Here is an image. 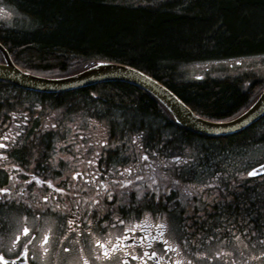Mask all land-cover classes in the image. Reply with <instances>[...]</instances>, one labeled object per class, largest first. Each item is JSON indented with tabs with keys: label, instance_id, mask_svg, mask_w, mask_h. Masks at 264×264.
<instances>
[{
	"label": "flooded vegetation",
	"instance_id": "flooded-vegetation-1",
	"mask_svg": "<svg viewBox=\"0 0 264 264\" xmlns=\"http://www.w3.org/2000/svg\"><path fill=\"white\" fill-rule=\"evenodd\" d=\"M3 83L0 264H249L227 250L204 251L213 236L186 215V162L167 144L160 153L159 138L146 146L121 111L116 119L102 112L101 99L91 109L94 89L46 93ZM137 147L152 152L124 150ZM208 165L195 175L205 188L219 180Z\"/></svg>",
	"mask_w": 264,
	"mask_h": 264
},
{
	"label": "trees",
	"instance_id": "trees-1",
	"mask_svg": "<svg viewBox=\"0 0 264 264\" xmlns=\"http://www.w3.org/2000/svg\"><path fill=\"white\" fill-rule=\"evenodd\" d=\"M5 1L33 23L26 29L0 26V42L28 72L63 76L99 60L124 63L155 77L197 114L214 120L243 112L264 86V79L257 81L255 91L243 86L257 75L253 72L195 80L176 75L177 64L264 54V0ZM2 57L0 52V61ZM81 89L98 94L91 107L102 100V112H113V119L114 111H121L127 124L137 126L148 139L146 146L158 143L151 138L169 144L171 157L189 162L188 176L190 170L200 169L201 161L222 173L217 185L204 191V198H188L193 225L209 228L211 220L218 219L225 235L231 230V235L252 236L264 229V175L247 178L245 167L239 165L248 147L264 144V115L240 132L212 136L179 125L161 102L134 84L110 81Z\"/></svg>",
	"mask_w": 264,
	"mask_h": 264
},
{
	"label": "water",
	"instance_id": "water-1",
	"mask_svg": "<svg viewBox=\"0 0 264 264\" xmlns=\"http://www.w3.org/2000/svg\"><path fill=\"white\" fill-rule=\"evenodd\" d=\"M0 52L4 58V61L0 62V80H8L24 88L45 92L80 88L104 81H127L154 95L171 112L178 124L206 135H229L240 132L264 115V88L258 98L235 118L212 120L196 114L171 89L151 75L124 63L102 60L75 74L46 77L17 66L1 42ZM252 169L256 171V174L252 176L264 175V162L257 164L249 171Z\"/></svg>",
	"mask_w": 264,
	"mask_h": 264
},
{
	"label": "rangeland",
	"instance_id": "rangeland-1",
	"mask_svg": "<svg viewBox=\"0 0 264 264\" xmlns=\"http://www.w3.org/2000/svg\"><path fill=\"white\" fill-rule=\"evenodd\" d=\"M124 1L138 2L140 0ZM32 25V20L28 16L22 14L13 5L5 2L4 0H0V26L26 29V27L30 28ZM245 72H253L257 74L254 75L255 77L253 76L251 81H243V86L246 89L250 88L252 91H255L257 81L259 79H264V54L241 56L229 59L205 60L177 64L176 66V75L182 80L203 79L208 76L240 77ZM93 108L94 107H91V109ZM161 145L164 148H162L159 152L163 153L166 150V144L164 143ZM167 145L169 146V144ZM142 151L143 148L140 147L138 158H140ZM242 155L243 157L240 158L239 165L244 166L245 170H247L259 161L264 160V144L250 146L243 152ZM233 162H235V160H233ZM206 167L207 164L200 165V168ZM184 170L186 169L184 168ZM187 208H189V206H187ZM249 234V232L247 235L236 234L233 235L232 239L220 238L219 236L213 237V240L203 243L204 251L208 255H212L216 251L223 249L230 251L237 261L249 258V264H264V229L255 234L252 233V236Z\"/></svg>",
	"mask_w": 264,
	"mask_h": 264
},
{
	"label": "snow or ice",
	"instance_id": "snow-or-ice-1",
	"mask_svg": "<svg viewBox=\"0 0 264 264\" xmlns=\"http://www.w3.org/2000/svg\"><path fill=\"white\" fill-rule=\"evenodd\" d=\"M0 147H5V145H0ZM249 176H252V175H255L256 174V171L255 169H252V171H249L247 173ZM7 189H0V192H6ZM57 191H61L60 189H57ZM120 223H123V221L121 220ZM27 229H24V232L27 233ZM133 259H135V257H133Z\"/></svg>",
	"mask_w": 264,
	"mask_h": 264
},
{
	"label": "bare ground",
	"instance_id": "bare-ground-1",
	"mask_svg": "<svg viewBox=\"0 0 264 264\" xmlns=\"http://www.w3.org/2000/svg\"><path fill=\"white\" fill-rule=\"evenodd\" d=\"M26 26H27V25H26ZM26 28H27V27H26ZM2 56H3V55H2ZM76 73H78V72H76ZM74 74H75V73H74ZM46 77H47V76H46ZM152 77H153V76H152ZM154 78H155V77H154ZM155 79H156V78H155ZM158 81H159V80H158ZM104 82H110V81H104ZM104 82H98V83H104ZM159 82H160V81H159ZM98 83H95V84H98ZM161 83H162V82H161ZM95 84H92V85H95ZM163 84H164V83H163ZM92 85H89V86H92ZM164 85H165V84H164ZM89 86H85V87H89ZM167 87H168V86H167ZM83 88H84V87H83ZM168 88H169V87H168ZM169 89H170V88H169ZM42 92H43V91H42ZM261 92H262V91H261ZM259 95H260V94H259ZM179 98H180V97H179ZM257 98H258V97H257ZM257 98H256V99H257ZM180 99H181V98H180ZM181 100H182V99H181ZM162 104H163V103H162ZM163 105H164V104H163ZM164 106H165V105H164ZM165 107H166V106H165ZM245 110H246V109H245ZM245 110H244V111H245ZM244 111H243V112H244ZM170 113H171V112H170ZM241 113H242V112H241ZM241 113H240V114H241ZM238 115H239V114H238ZM238 115H237V116H238ZM235 117H236V116H235ZM235 117H233V118H235ZM231 119H232V118H231ZM258 120H259V119H258ZM258 120H257V121H258ZM254 123H255V122H254ZM183 127H184V126H183ZM185 128H187V127H185ZM187 129H189V128H187ZM190 130H191V129H190ZM229 135H230V134H229ZM215 136H225V135H215Z\"/></svg>",
	"mask_w": 264,
	"mask_h": 264
}]
</instances>
